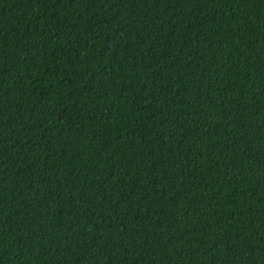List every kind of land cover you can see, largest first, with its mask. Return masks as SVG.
<instances>
[{"label":"trees","instance_id":"16d2710c","mask_svg":"<svg viewBox=\"0 0 264 264\" xmlns=\"http://www.w3.org/2000/svg\"><path fill=\"white\" fill-rule=\"evenodd\" d=\"M0 264H264V0H0Z\"/></svg>","mask_w":264,"mask_h":264}]
</instances>
